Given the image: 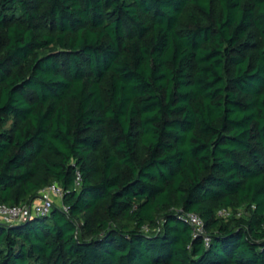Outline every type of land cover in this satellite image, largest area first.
Returning a JSON list of instances; mask_svg holds the SVG:
<instances>
[{
	"label": "trees",
	"instance_id": "1",
	"mask_svg": "<svg viewBox=\"0 0 264 264\" xmlns=\"http://www.w3.org/2000/svg\"><path fill=\"white\" fill-rule=\"evenodd\" d=\"M54 183L0 264H264V0H0V204Z\"/></svg>",
	"mask_w": 264,
	"mask_h": 264
},
{
	"label": "built area",
	"instance_id": "2",
	"mask_svg": "<svg viewBox=\"0 0 264 264\" xmlns=\"http://www.w3.org/2000/svg\"><path fill=\"white\" fill-rule=\"evenodd\" d=\"M81 177L78 174L77 185H80ZM63 188L54 183L41 190L39 197L30 204L25 203L16 206L0 204V222L4 224H12L15 222H25L30 220L35 215L49 214L53 204L56 202L54 198L62 199ZM222 215H228V211L221 212ZM189 222L194 227L197 234H203L204 221L197 214H191ZM208 240V238H207Z\"/></svg>",
	"mask_w": 264,
	"mask_h": 264
},
{
	"label": "rangeland",
	"instance_id": "3",
	"mask_svg": "<svg viewBox=\"0 0 264 264\" xmlns=\"http://www.w3.org/2000/svg\"><path fill=\"white\" fill-rule=\"evenodd\" d=\"M54 200H56V203L60 202V199H58V198H54Z\"/></svg>",
	"mask_w": 264,
	"mask_h": 264
}]
</instances>
